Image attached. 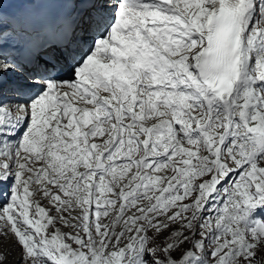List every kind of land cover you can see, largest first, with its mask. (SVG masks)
I'll list each match as a JSON object with an SVG mask.
<instances>
[{
    "label": "snow or ice",
    "instance_id": "obj_1",
    "mask_svg": "<svg viewBox=\"0 0 264 264\" xmlns=\"http://www.w3.org/2000/svg\"><path fill=\"white\" fill-rule=\"evenodd\" d=\"M0 264H264V0H0Z\"/></svg>",
    "mask_w": 264,
    "mask_h": 264
},
{
    "label": "rangeland",
    "instance_id": "obj_2",
    "mask_svg": "<svg viewBox=\"0 0 264 264\" xmlns=\"http://www.w3.org/2000/svg\"><path fill=\"white\" fill-rule=\"evenodd\" d=\"M12 247H13V242L11 239H9L7 242H2V247H0V251H5V250L10 249ZM12 253L7 256V259L4 260L3 264H15L16 258L19 256V250L17 249L15 251H13Z\"/></svg>",
    "mask_w": 264,
    "mask_h": 264
},
{
    "label": "bare ground",
    "instance_id": "obj_3",
    "mask_svg": "<svg viewBox=\"0 0 264 264\" xmlns=\"http://www.w3.org/2000/svg\"><path fill=\"white\" fill-rule=\"evenodd\" d=\"M11 246V245H10ZM13 254V253H12ZM14 255V254H13ZM11 258V257H10ZM15 260V259H14Z\"/></svg>",
    "mask_w": 264,
    "mask_h": 264
}]
</instances>
